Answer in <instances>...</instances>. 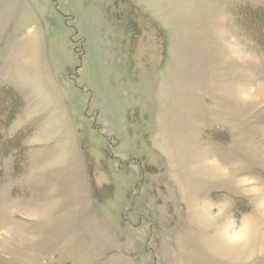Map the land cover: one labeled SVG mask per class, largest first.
Listing matches in <instances>:
<instances>
[{"label":"rangeland","instance_id":"rangeland-1","mask_svg":"<svg viewBox=\"0 0 264 264\" xmlns=\"http://www.w3.org/2000/svg\"><path fill=\"white\" fill-rule=\"evenodd\" d=\"M245 6L264 0H0V88L21 99L0 264H264V21Z\"/></svg>","mask_w":264,"mask_h":264},{"label":"trees","instance_id":"trees-1","mask_svg":"<svg viewBox=\"0 0 264 264\" xmlns=\"http://www.w3.org/2000/svg\"><path fill=\"white\" fill-rule=\"evenodd\" d=\"M241 9L243 8H240V12H237L239 16H243L242 18H240V21L250 22L249 24L251 27H255L258 22L260 23L264 21V7L253 9L250 6H245L244 12H242ZM254 42H257L260 45H262V43L264 44L263 38H258L256 40L254 39ZM19 103L21 104V99L11 89L0 88V126L2 118L8 117V114H10V112H12V110L16 108ZM10 141L12 140L4 141L0 138V152L4 149L6 145H9Z\"/></svg>","mask_w":264,"mask_h":264}]
</instances>
